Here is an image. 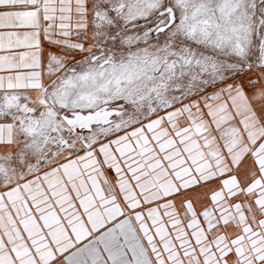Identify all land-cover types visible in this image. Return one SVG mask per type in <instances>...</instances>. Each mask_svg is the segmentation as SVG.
I'll list each match as a JSON object with an SVG mask.
<instances>
[{"label":"snow or ice","instance_id":"snow-or-ice-1","mask_svg":"<svg viewBox=\"0 0 264 264\" xmlns=\"http://www.w3.org/2000/svg\"><path fill=\"white\" fill-rule=\"evenodd\" d=\"M0 264H264V0H0Z\"/></svg>","mask_w":264,"mask_h":264}]
</instances>
